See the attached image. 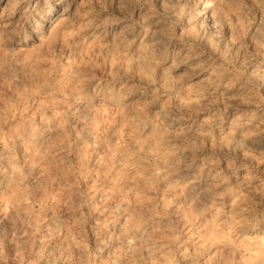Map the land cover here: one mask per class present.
<instances>
[{"label": "clouds", "instance_id": "1", "mask_svg": "<svg viewBox=\"0 0 264 264\" xmlns=\"http://www.w3.org/2000/svg\"><path fill=\"white\" fill-rule=\"evenodd\" d=\"M0 264H264V0H0Z\"/></svg>", "mask_w": 264, "mask_h": 264}]
</instances>
